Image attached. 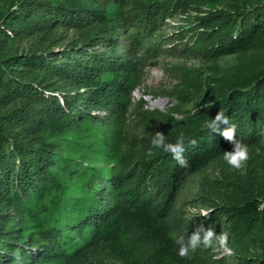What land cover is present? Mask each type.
<instances>
[{
    "label": "trees",
    "instance_id": "1",
    "mask_svg": "<svg viewBox=\"0 0 264 264\" xmlns=\"http://www.w3.org/2000/svg\"><path fill=\"white\" fill-rule=\"evenodd\" d=\"M179 16L187 40L171 55L215 61L264 48V0H18L0 11V264H79L100 248L122 264H218L209 247L180 257L176 241L219 225V211L237 264H264V186L250 177L192 229L177 216L193 179L233 151L224 129L234 125L249 150L264 146V69L207 79L182 120L132 102ZM133 111L167 142L183 134L187 167L153 148L149 130L122 150ZM219 111L229 125L212 132Z\"/></svg>",
    "mask_w": 264,
    "mask_h": 264
},
{
    "label": "rangeland",
    "instance_id": "2",
    "mask_svg": "<svg viewBox=\"0 0 264 264\" xmlns=\"http://www.w3.org/2000/svg\"><path fill=\"white\" fill-rule=\"evenodd\" d=\"M17 1L0 0V11L9 10L11 3ZM185 24L186 22L180 16L168 20L165 41L170 40V42L165 44V52L150 62L142 83L132 93V102L135 106L143 101L144 109L159 111L174 120H182L186 112L194 110L200 104L204 98V85L207 79L231 73L249 75L264 69V48L215 61L203 60L187 53L169 54L171 46L177 45L181 38H183V43L186 42L187 36L181 32ZM30 44V42L21 43L20 47L25 51L30 48ZM63 44L57 45V48L53 46L52 49L57 51ZM188 72L190 76L184 80L183 73ZM184 89H187L188 93L184 101H181L177 95ZM135 114L136 112L133 111L127 117L126 126L121 129L120 146L122 150L135 148L138 140L148 139L146 136L149 133L148 130L151 131V136H154L162 129L161 125H156L159 127L156 129L155 125L150 123L145 126L146 128L141 126ZM163 129L167 133L175 130V126L167 124ZM133 137L135 140L132 139ZM249 155L250 158L243 169L232 168L225 159H222L215 162L204 173L196 176L177 203V216L186 225L188 222L196 225L203 217L201 210L210 209L214 205L218 206L223 201H227L235 185L244 177H250L256 184L264 186V146L249 150ZM218 219H220L219 225L206 226V229H214L217 235L222 234L225 229L224 215L220 211ZM190 225L188 227L192 229L193 226ZM230 249L232 251L229 253L223 247L216 245L209 247V252L218 264H237L234 250ZM255 255H261L260 247L252 250V256ZM79 264H122V259L120 255L112 253L109 249L100 248Z\"/></svg>",
    "mask_w": 264,
    "mask_h": 264
},
{
    "label": "clouds",
    "instance_id": "3",
    "mask_svg": "<svg viewBox=\"0 0 264 264\" xmlns=\"http://www.w3.org/2000/svg\"><path fill=\"white\" fill-rule=\"evenodd\" d=\"M143 52L138 53V58L143 57ZM229 125V118L224 112L219 111L214 118H211L206 127L212 132L220 131V125ZM222 136L234 145L231 152H225L224 158L226 162L235 169H243L250 158L249 148L242 141L236 138V129L234 125L222 131ZM152 146L155 149H161L166 153L171 154L172 158L181 166L187 167L188 161L184 153L186 151L185 138L183 134L179 136L175 143L167 142L166 136L163 133H156L153 137ZM194 143V141H192ZM211 209L201 210V215L208 216ZM228 234H215L214 229H205L200 226L199 230L194 231L187 237L181 236L176 242L179 247L178 255L182 258L189 257L197 249L201 247H214L216 245L223 247L225 251L231 252L232 250L227 247Z\"/></svg>",
    "mask_w": 264,
    "mask_h": 264
}]
</instances>
